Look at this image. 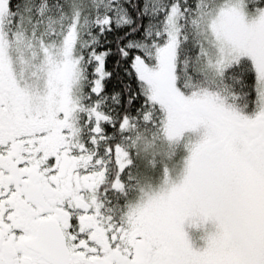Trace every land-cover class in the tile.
Segmentation results:
<instances>
[{
    "label": "snow or ice",
    "instance_id": "snow-or-ice-1",
    "mask_svg": "<svg viewBox=\"0 0 264 264\" xmlns=\"http://www.w3.org/2000/svg\"><path fill=\"white\" fill-rule=\"evenodd\" d=\"M0 264H264V0H0Z\"/></svg>",
    "mask_w": 264,
    "mask_h": 264
}]
</instances>
